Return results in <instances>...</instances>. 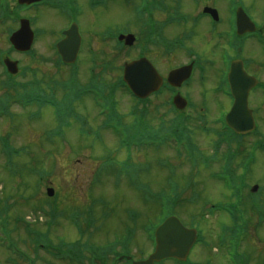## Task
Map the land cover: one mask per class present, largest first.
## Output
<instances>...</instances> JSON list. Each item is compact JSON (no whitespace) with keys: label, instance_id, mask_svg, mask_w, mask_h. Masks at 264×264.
Here are the masks:
<instances>
[{"label":"rangeland","instance_id":"374dc122","mask_svg":"<svg viewBox=\"0 0 264 264\" xmlns=\"http://www.w3.org/2000/svg\"><path fill=\"white\" fill-rule=\"evenodd\" d=\"M84 3H86V0H84ZM114 6H116V4ZM46 10H44L43 13H37L38 16L41 14V21L38 23V27H41L47 32L45 36H43V34L36 36L33 47L37 56L30 58L24 55L25 57H23V55L14 52L11 57L15 60H19L20 64V71L15 75L17 82L34 81V79H36L41 82V87H43L44 91L49 93L52 90L58 91V88H60L59 81H66L69 78V74H72L75 69L66 65H62L58 68L56 65L55 60L57 57L52 50V43L54 39H57L55 32L57 33L65 23H58L56 20L57 14L50 9L46 8ZM116 10L120 11L119 9ZM106 17L109 18L105 19ZM111 17L114 16L106 14V16L103 17L98 16L95 18L97 20L94 21L93 19L90 20L91 17L88 16L87 20L89 19L90 23L89 28L91 30L95 28L94 25L96 22H98V25L95 29L99 31L115 27L116 25H114V23H110L112 21ZM130 18L131 17L127 14L125 16L126 20L118 19V21L121 25L133 29V20ZM2 28L3 26L0 25L1 54L8 51L10 47L9 43H5L6 33ZM89 41H92L90 43L95 45V37L93 35L89 37ZM102 48L103 47L96 48L98 51L97 54H99L96 58L103 61V58H101L103 55L106 53L111 55L112 58L109 59L111 61V70L108 71L106 75L109 77V82L115 81L121 74L119 69L120 66L126 59L130 58L125 52L121 53L117 51L114 53L111 46L105 47L104 51ZM132 53L134 52L132 51ZM83 57H86L85 53ZM263 60L264 57H262V61ZM77 65V69L80 70V75H77V79L78 82L83 83L86 80V78L83 77L84 72L88 73L87 71L90 67L89 59L85 61L81 58ZM177 65V62L163 61L160 63L162 70ZM3 79L6 80L7 78L3 76V67L0 65V101L6 96V91L3 89ZM201 84L202 83L197 82L194 85L196 87L190 89L195 101L199 100L198 93L201 91V87L202 90L209 92L213 85L212 82L209 84L208 81H206L204 85ZM59 94L60 93L53 94V91L47 95L44 93L40 97H37L38 101L28 104L25 108L17 103L10 106L8 113L0 114V138L7 141L9 138L13 137V142L10 141L13 146L8 145L7 159L6 150L3 147V142L0 140V207L9 202L12 206L10 211L11 217H14V215H23L33 223L35 229L42 231H45L46 228L45 222L47 221V216L42 212V208L47 207L46 204H51L60 212L64 211L65 215L57 219L59 221L55 225L56 227L52 228L50 231V238L55 240L56 244H59V237L66 238L67 241H75L80 238L77 235L78 231L70 226L68 215L77 208L85 210L92 205L94 200L102 199L104 204L96 206L95 214V226L99 229L89 238V240L96 245H103L113 240L116 242L118 240L116 238L117 236H121L126 229L134 227L128 209L137 210L140 213V220H138L137 223L139 227L135 233L136 239L130 244L129 249L133 253H137L136 258H147L153 253L152 250H154L155 246L149 241L141 226L147 223V215L152 216L155 213L157 214L159 208L157 207L159 206L157 203L159 201H156L154 198L151 203L147 201L143 202L142 196H144V194H141L133 186L126 185V183L120 186L122 183H117L113 175L111 178L110 175L104 173L98 176L96 180L98 173L104 168L107 162L103 156H116L115 147L117 141H109L108 139L112 140V138H107L106 136L110 133H105L106 135H103V131L89 120H84L82 123H68L67 121L59 120L56 109L58 106L62 107L66 99L63 94ZM120 94L119 91L118 96H121ZM125 95L131 104H137V100L133 96L127 93H125ZM209 96H213L216 101L219 99L212 94ZM167 98L168 97H162L155 103L160 102V115L166 126H170L176 117V112L171 110L170 106H165ZM69 99L72 100L80 110V112H78V118L83 117V115L90 116L91 120L97 123L94 121L95 114H93L94 105L97 107V102L91 95L86 94L78 97L73 93ZM27 101H32V99H28ZM118 101L119 111L122 114L128 112L130 106L127 100L118 98ZM221 103V107H216L206 112L207 116H203V118L205 117L204 121L199 116V114H204L200 112L202 111L200 106L199 108L184 110L187 114L192 115L190 121V125L194 129H192V132L193 135L195 132V139L200 149L205 154H212L214 152L215 147L213 139H217V137L211 133L204 134L201 128L198 130V127H201L202 124L208 125L211 129L220 126V124L217 123L218 120L216 117H220L224 111L228 110L231 105V100L223 96L221 97ZM256 108L258 112L262 110L261 112L264 116V104H262V106H256ZM153 124L155 127L160 126L158 122H153ZM252 140L253 139L249 137L244 143L249 145ZM17 147L20 148L21 154L19 155L20 157L15 158L14 162L12 156H16L18 152ZM224 147H228V145L224 143ZM163 150V155L172 154L174 152L171 148H164ZM221 151L224 152V148H222ZM247 152L248 150L243 149L240 158L239 156L235 158V166H238L240 162L243 164L247 160ZM152 153L154 155L153 157L149 152L147 153L146 170L143 171L141 175L151 173L149 179L155 191H159L162 187L169 188L171 182H177L180 185H185L191 180L196 182L193 193L199 194L198 198L192 201L188 197V203L182 205L178 202L179 206H175L177 207V211L174 214L179 216L187 226L193 224L199 226V223L202 222L206 240L211 244L214 240L216 242L223 230H225L224 225H232L231 215L227 212L225 213L220 207L211 208V204L234 207L239 199H248L255 207V212L257 214L245 208L247 210L245 215L248 214L246 218L247 221H249L248 235L246 240L240 243L241 246H245L241 247L242 249H240V252L247 249L245 253L248 255V258L251 257V264H264V223L259 224V211L264 209V191L261 192L258 197L251 191V186L254 188L256 184L260 185V189L255 193H259L261 187H264V157L259 156L256 159V162L253 164L251 171L245 179V182L250 184L249 188L244 191L246 192L245 197L243 193L237 197L236 190H231L226 183L222 182L221 176H214V174L219 171L217 165H213L212 168H209L206 162L202 160L200 172L198 168L195 169L196 173L199 174V176L196 177L194 173H192V175L190 174L192 170L190 165L185 167L187 163L184 165L181 164L180 168L183 167L184 172L189 173L185 178L183 176L178 178L175 171V174L171 178L164 180L166 174L164 173L162 176L161 172L167 169L168 166L177 169L179 157L168 156L165 158V162L160 163L161 150H152ZM122 154L125 153L121 152L119 155ZM135 160L143 161L145 157L142 153H139L135 157ZM221 161L223 162L222 158L219 159L218 163L221 164ZM222 165L223 164H221V166ZM140 181L142 183L144 182L142 179H140ZM148 185L149 189H147L146 192L147 195L150 196L155 192H153V188L149 183ZM49 186L54 187L56 190L54 197H49L47 195V188ZM57 194L58 197H56ZM188 195L191 196L190 193H188ZM231 197H234V199L231 200ZM257 198L260 201H257ZM170 200V198L167 199L168 202ZM144 203L149 205H145ZM236 208L238 209V206H236ZM242 208L244 210V206H241L239 209V214H242ZM163 210H165V208ZM105 213H108L107 217H105ZM193 218L196 219V223L192 222ZM11 220H13V218H11ZM92 229L93 228H90L89 232ZM14 234V239L16 240L20 235L21 239H27L24 228H19ZM88 237L89 233H87L85 239ZM119 241H121V239ZM120 244L116 243L115 246H117V250L121 249ZM211 244L208 247L204 244L197 246L193 251L192 259L198 262L211 260L214 264H227L228 261H230V256L226 255V249L224 253H221L220 250L212 248ZM24 245L25 244L22 242L19 244L22 248ZM26 249H28V246ZM253 249L258 252H254ZM6 256L7 255L2 254V250L0 249V257L4 259ZM45 257L49 256L45 254ZM107 263L111 264L110 260H108Z\"/></svg>","mask_w":264,"mask_h":264},{"label":"flooded vegetation","instance_id":"af4514ba","mask_svg":"<svg viewBox=\"0 0 264 264\" xmlns=\"http://www.w3.org/2000/svg\"><path fill=\"white\" fill-rule=\"evenodd\" d=\"M237 12L251 17L255 22L254 31L238 34ZM105 13L114 16L110 23L116 26L109 29L126 28L118 19L126 20L129 13L138 15V57H146L156 65L165 78L163 88L170 87L174 96L179 93L189 98L187 95H193L190 89L195 88L197 82L204 85V81L212 82L211 91L201 87L198 96L209 94L216 88L220 90L225 84H220L225 47H236L239 51L245 47L250 53L246 56L251 60V74L260 80V85L252 92V104L255 108L264 104V0H109L105 8L91 10L88 14L96 21L95 18L106 16ZM90 42L85 40L89 46L97 45L98 40L95 39V45ZM214 60L218 62V76L210 75L206 65L204 73L199 67L193 77L195 80L191 78L180 87H171L166 82L171 69L185 62L210 63ZM163 61L177 62L178 65L162 70L160 63Z\"/></svg>","mask_w":264,"mask_h":264},{"label":"water","instance_id":"95a60500","mask_svg":"<svg viewBox=\"0 0 264 264\" xmlns=\"http://www.w3.org/2000/svg\"><path fill=\"white\" fill-rule=\"evenodd\" d=\"M143 65L144 62H135L131 65L128 66V71L129 73L133 70V68L135 67H138L139 65ZM136 75H139L138 73H134L133 76H136ZM183 76V74L181 75ZM131 82H133L134 84V87L139 91L141 89V87L137 88L136 87V81L131 79ZM245 108H247V99H246V95L244 94V92H241V101L238 103V105H236V107L234 108L233 110V113H232V117L235 121H239V122H242L243 125H242V128H246L248 130L252 129V124H253V121L250 117H248V121H246V110ZM52 194V193H51ZM185 229H183V232L180 231V230H176V232L174 233V239H173V235L171 237V239L168 237V234L167 233H162L160 232L159 233V239H162V245L160 246V249L157 253L156 256H154L155 258H158V257H162V256H165L167 254H175V253H171V252H174L175 248H176V245H186V243L189 241V237H188V234L185 233ZM193 243V240L192 238L190 237V244L189 246ZM177 256H179L177 254ZM154 257L152 258L151 261H153ZM147 264V263H146Z\"/></svg>","mask_w":264,"mask_h":264},{"label":"bare ground","instance_id":"6f19581e","mask_svg":"<svg viewBox=\"0 0 264 264\" xmlns=\"http://www.w3.org/2000/svg\"><path fill=\"white\" fill-rule=\"evenodd\" d=\"M99 16H101V15H99ZM250 46H252V45H250ZM252 48V47H251ZM108 138H110V137H108ZM109 141H111L110 139H108ZM135 200V199H134Z\"/></svg>","mask_w":264,"mask_h":264}]
</instances>
